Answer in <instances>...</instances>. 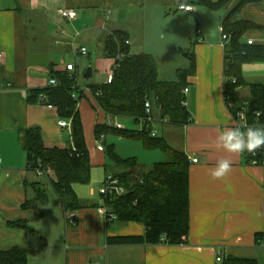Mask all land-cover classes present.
<instances>
[{
  "label": "crops",
  "instance_id": "0c3cea01",
  "mask_svg": "<svg viewBox=\"0 0 264 264\" xmlns=\"http://www.w3.org/2000/svg\"><path fill=\"white\" fill-rule=\"evenodd\" d=\"M239 1L229 0L218 9L192 3L194 8L187 10L193 13L195 26L188 34L190 44L180 49L196 55V72L188 77L185 98L193 121L174 126L153 110L152 128L157 132L161 128L163 136L192 162L189 242L170 245L108 243L109 235L144 234L146 228L134 220L108 223L103 206L81 208L77 223L70 225L60 196L58 212L50 208L49 198L38 217L23 205L34 196L32 182L40 181V175L29 166L21 131L40 126L47 146L65 147L72 141L71 129L60 124L57 108L28 103L27 91L49 85L54 70H65L67 62L75 61L70 56L73 46L86 45L90 50L89 42L95 41L97 48L104 47L115 28L127 30L132 45L145 0H0V82L6 86L0 89V249L18 245L35 251L28 264H224L228 254L264 264V165L249 162L246 153L231 155L211 146L225 127H237L224 95L229 39L223 38L222 20ZM68 8L77 11L74 18L61 13ZM240 16L259 24L244 33V40L264 43V0L248 1ZM76 70L79 73L77 62ZM242 73L245 84L237 92L246 96L250 84L264 83V61L245 62ZM89 82L81 85L85 88ZM84 92L79 108L93 163L92 140L99 141L95 126L109 118L87 87ZM95 150L103 156L98 162L105 164V150L98 146ZM229 155L234 161L232 172L224 180H213L209 169ZM16 220H26L29 228L10 225ZM258 233L263 235L261 241Z\"/></svg>",
  "mask_w": 264,
  "mask_h": 264
},
{
  "label": "trees",
  "instance_id": "16d2710c",
  "mask_svg": "<svg viewBox=\"0 0 264 264\" xmlns=\"http://www.w3.org/2000/svg\"><path fill=\"white\" fill-rule=\"evenodd\" d=\"M229 0H177L180 4H199L211 9L224 6ZM250 0H240L229 10L222 20V31L227 34L224 65V95L233 114L239 109L246 110L249 125H264V83L250 84V93L241 96L237 89L245 84L242 66L245 62L264 61V43L244 40V33L259 24L240 16L242 6ZM200 26L196 32H199ZM129 40V41H127ZM129 32L123 28L113 29L106 37L104 53L118 63L111 82H89L97 104L108 115L111 122L131 118L135 123L143 122L141 127H117L108 121L97 123L96 138L105 146L107 133L113 132L130 139H140L148 148H159L167 159L156 161L146 170L141 171V162L136 156L124 157L115 148L108 145V161L114 166L106 173L119 178L127 192L122 195H105L104 202H89L76 190V183L91 181L92 162L87 146L84 124L79 102L84 97V86L78 83L75 70H54L52 76L57 84L50 83L43 87L30 88L26 99L30 104L55 106L62 119L71 120V144L65 147L47 146L42 129L38 125L21 131L20 140L28 156L30 168L50 166L52 173L44 174L51 181L55 192L60 196L66 214L83 207L105 206L116 214V219L106 218L108 223L115 221H138L145 225L144 234H120L107 236L110 244H185L190 234V166L188 154L173 146L163 135L153 134V110H159L162 121L174 125H185L193 121L192 113L184 103L188 86V77L196 72V55L192 50H183L189 58L186 67L177 69V78L165 80L160 77L157 57L148 51H131ZM151 100L152 120H148L145 102ZM248 125V126H249ZM150 126V127H148ZM106 149V147H105ZM249 162L264 165V148L255 153H247ZM34 196L24 202V207L35 213L43 214V207L49 201V195L41 181L32 182ZM13 226L29 228L26 220L9 222ZM263 235L257 234L259 241ZM35 251L12 246L0 249V264H28V259ZM224 264H259L256 258L240 257L228 254Z\"/></svg>",
  "mask_w": 264,
  "mask_h": 264
},
{
  "label": "rangeland",
  "instance_id": "374dc122",
  "mask_svg": "<svg viewBox=\"0 0 264 264\" xmlns=\"http://www.w3.org/2000/svg\"><path fill=\"white\" fill-rule=\"evenodd\" d=\"M145 2V6L142 7V19L137 25L138 38L133 40L131 51H148L153 53L157 57L159 63L160 77L165 80H174L177 78V69L188 65L189 60L181 51L180 46L184 47L190 44L191 39H189L188 34H191L193 31L195 18L193 13L180 8L177 0H145ZM164 11L167 13L165 16L163 14ZM79 46H76V48L72 50L73 54L70 55L71 58H74L75 64L77 62L80 68L78 83L80 82L81 84L84 80L103 82L107 78L108 72L112 73L114 71L113 62L115 59L105 55L103 46L97 48L95 41L89 42V51H91V55L88 53L87 56H84L75 53V50H77ZM89 66L94 67L93 77H83L84 72ZM86 87L94 97L93 91L88 86ZM86 87L84 89H86ZM93 99H95V97ZM155 112L157 114L156 110ZM122 121L128 128L141 127L143 125L135 123L131 118L122 119ZM153 129L158 135H163L161 128L159 132H157L154 127ZM101 138L105 139V162L109 159L106 151L108 145L111 143L115 144L116 151L120 155L124 157L136 156L141 162V171L148 170L156 161L167 159L166 154L161 149L148 148L140 139L126 138L113 132L107 133L106 136ZM100 142L103 143L102 139H100ZM92 143L91 153H93L95 162L92 163L91 181L89 183H76L75 187L82 198L102 204L104 202V196L100 189L105 183L106 171L112 170L114 166L109 165L106 168L103 162H98V159H103V156L95 150L99 141L94 142V140H92ZM38 179L43 183L51 199L50 208L58 212L60 208V199L50 179L45 175L38 176ZM119 222L120 221H115V223ZM54 246L55 243L53 247Z\"/></svg>",
  "mask_w": 264,
  "mask_h": 264
},
{
  "label": "built area",
  "instance_id": "2783aa9c",
  "mask_svg": "<svg viewBox=\"0 0 264 264\" xmlns=\"http://www.w3.org/2000/svg\"><path fill=\"white\" fill-rule=\"evenodd\" d=\"M179 7L186 9V10H191L194 8L191 4H184V3L180 4ZM61 13L63 14V16H66L68 18H74L77 15V11L75 9H72V8L64 9L61 11ZM199 32L202 33L201 28H199ZM227 37H228L227 34L223 33V38H227ZM127 41H129V40H127ZM73 48L75 49L76 46H73ZM75 53H79V54L87 56L89 53V50H88V47L86 45H81L78 47L77 50H75ZM2 59H3V55H2V52L0 51V63L2 62ZM116 67H118V63L115 61L114 69ZM65 69H68L69 71L75 70L76 69L75 61L67 62ZM113 77H114V72H112L108 75L107 81L111 82ZM50 83L57 84L58 79L56 77L52 76L50 78ZM3 87H6V86L4 85L3 82H0V89ZM188 90H189V87L188 86L185 87L184 93L186 94L188 92ZM184 103L186 104L185 100H184ZM145 106H146V112L149 114L148 120H152V116L150 115L152 103H151L150 99L146 100ZM234 116L237 119V127L245 128L249 125L245 108L237 110L236 113L234 114ZM108 122L114 124L117 127H125V125L121 121L111 122L109 120ZM60 124L63 127H67V128L71 129V120H69V119H62L61 118ZM148 127H150V126H148ZM151 132L153 134H156V132L154 131L153 128H151ZM97 146H98V149L105 150V146L103 143L99 142ZM197 160H198V158H194V161H197ZM253 163H255V160L253 161ZM52 171L53 170L50 166H47L46 168L40 167V168H37V170H36L37 174L40 176H42L44 174L52 173ZM100 191H101V193H103L105 195H112V194L122 195V194H125L127 192V189L123 184H121L119 178L115 177L112 173H108V174H106L105 183L101 187ZM103 210H104L106 218L108 217L110 219H116V217H117L116 214L114 212H109V209H107V207L103 206ZM67 219L70 221V223H74L75 222V212H69L67 214ZM217 258L220 260V259H222V256L219 255Z\"/></svg>",
  "mask_w": 264,
  "mask_h": 264
},
{
  "label": "clouds",
  "instance_id": "9594fccd",
  "mask_svg": "<svg viewBox=\"0 0 264 264\" xmlns=\"http://www.w3.org/2000/svg\"><path fill=\"white\" fill-rule=\"evenodd\" d=\"M211 146L217 151L222 150L231 155L255 153L264 148V125H249L245 128L225 127L215 136ZM231 155L221 157L209 169L208 174L213 180H224L232 172L234 161Z\"/></svg>",
  "mask_w": 264,
  "mask_h": 264
},
{
  "label": "water",
  "instance_id": "95a60500",
  "mask_svg": "<svg viewBox=\"0 0 264 264\" xmlns=\"http://www.w3.org/2000/svg\"><path fill=\"white\" fill-rule=\"evenodd\" d=\"M85 77H91L92 76V66H89L87 70L84 73Z\"/></svg>",
  "mask_w": 264,
  "mask_h": 264
}]
</instances>
